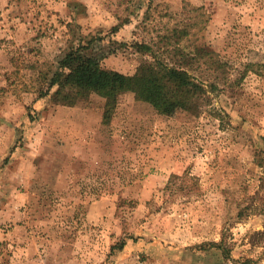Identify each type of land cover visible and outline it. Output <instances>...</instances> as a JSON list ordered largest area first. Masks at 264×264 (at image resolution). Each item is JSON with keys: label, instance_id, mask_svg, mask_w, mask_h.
Wrapping results in <instances>:
<instances>
[{"label": "rangeland", "instance_id": "rangeland-1", "mask_svg": "<svg viewBox=\"0 0 264 264\" xmlns=\"http://www.w3.org/2000/svg\"><path fill=\"white\" fill-rule=\"evenodd\" d=\"M91 38L125 75L201 46L225 72L184 68L197 114L42 96ZM263 66L264 0H0V264H264ZM221 238L227 258L202 247Z\"/></svg>", "mask_w": 264, "mask_h": 264}, {"label": "trees", "instance_id": "trees-1", "mask_svg": "<svg viewBox=\"0 0 264 264\" xmlns=\"http://www.w3.org/2000/svg\"><path fill=\"white\" fill-rule=\"evenodd\" d=\"M192 27L189 24L182 29L173 28L169 33L171 37L164 39L163 46H169L170 40L177 46L190 35ZM141 48L147 47L141 45ZM108 54L110 52L102 51L94 38L70 49L58 63L56 72L48 79L41 95L50 96L55 104L74 106L90 94H96L105 100V112L108 113L116 105L118 97L129 92L135 100L151 105L157 113L167 117L178 112L197 114L202 107L209 105L207 86L197 84L184 68L192 62L201 61V67L214 74L225 72V63L219 60L216 53L203 46L196 47L192 56L183 54L185 57H181V67L143 62L132 75L102 68L101 61ZM246 67V71L257 72L254 65L247 64ZM222 79L225 80L224 75ZM257 163L264 165V157L259 158ZM202 247L215 248L226 258L230 256L223 238L219 242L205 243Z\"/></svg>", "mask_w": 264, "mask_h": 264}]
</instances>
